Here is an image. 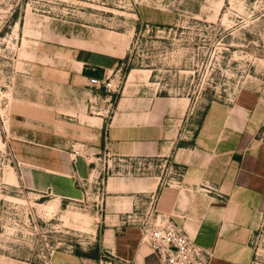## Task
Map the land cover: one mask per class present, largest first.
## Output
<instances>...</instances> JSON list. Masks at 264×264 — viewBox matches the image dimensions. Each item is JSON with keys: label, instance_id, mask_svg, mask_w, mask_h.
<instances>
[{"label": "rangeland", "instance_id": "1", "mask_svg": "<svg viewBox=\"0 0 264 264\" xmlns=\"http://www.w3.org/2000/svg\"><path fill=\"white\" fill-rule=\"evenodd\" d=\"M86 50L122 58L98 79L109 92L81 79ZM263 87L264 0H0V264H121L100 242L103 184L132 168L76 140L79 155L68 152L84 170L64 177L77 182L41 194L16 140L85 139L90 117L107 122L121 99L152 97L176 100L166 125L190 139L211 102ZM250 248L249 264H264V215Z\"/></svg>", "mask_w": 264, "mask_h": 264}, {"label": "crops", "instance_id": "2", "mask_svg": "<svg viewBox=\"0 0 264 264\" xmlns=\"http://www.w3.org/2000/svg\"><path fill=\"white\" fill-rule=\"evenodd\" d=\"M76 60L84 81L107 78L123 62L89 50L78 51ZM138 100L121 99L107 122L90 117L78 128L85 139L16 140L19 164L39 170L30 173L29 188L53 195L62 194L63 187L69 190L78 179L70 183L64 176L82 173L84 165H73L68 150L78 148L76 140L85 142L88 152L112 157L109 164L141 167L109 176L103 184L100 242L121 264H161L141 244L139 228L127 222L138 206L151 201L158 222L182 228L212 254L211 264H249L250 239L264 215V140L259 136L264 87L245 91L233 104L211 102L190 139L166 125L176 100Z\"/></svg>", "mask_w": 264, "mask_h": 264}, {"label": "built area", "instance_id": "3", "mask_svg": "<svg viewBox=\"0 0 264 264\" xmlns=\"http://www.w3.org/2000/svg\"><path fill=\"white\" fill-rule=\"evenodd\" d=\"M88 84L97 91L109 92L110 84H106V79H90ZM89 101L95 106L108 102V99L94 97ZM74 154L79 155V152L74 150ZM131 161L130 159L128 162ZM162 170H166V166H163ZM133 171L139 172L141 167L138 165ZM127 222L139 228L141 244L147 245L161 264H211L212 254L196 244L182 228L158 222L153 201L143 204L142 207L138 206Z\"/></svg>", "mask_w": 264, "mask_h": 264}, {"label": "trees", "instance_id": "4", "mask_svg": "<svg viewBox=\"0 0 264 264\" xmlns=\"http://www.w3.org/2000/svg\"><path fill=\"white\" fill-rule=\"evenodd\" d=\"M121 64H123V62H122ZM128 70H129V69L127 68L126 71H128Z\"/></svg>", "mask_w": 264, "mask_h": 264}]
</instances>
